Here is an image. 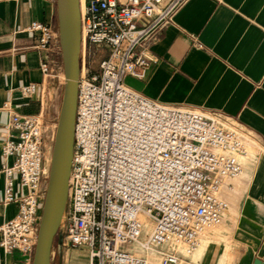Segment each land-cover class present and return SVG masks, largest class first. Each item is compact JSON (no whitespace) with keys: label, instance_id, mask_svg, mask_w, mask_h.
I'll list each match as a JSON object with an SVG mask.
<instances>
[{"label":"built area","instance_id":"obj_1","mask_svg":"<svg viewBox=\"0 0 264 264\" xmlns=\"http://www.w3.org/2000/svg\"><path fill=\"white\" fill-rule=\"evenodd\" d=\"M189 1L84 0L69 196L51 264L56 247L87 251L88 264H149L129 249L134 245L160 251L161 264H178L184 256L162 247L171 241L197 247L229 210L225 195L256 144L250 133L221 113L163 104L127 83L148 79L153 45ZM26 31L37 37L44 77L59 79V27L34 21ZM96 54L103 55L97 71ZM38 91L36 83L20 87L25 99ZM4 109L10 120L2 154L13 162L0 171L3 204H16L18 213L0 227V248L32 264L49 181L44 118L18 113L10 102ZM17 183L25 193L18 195Z\"/></svg>","mask_w":264,"mask_h":264},{"label":"crops","instance_id":"obj_2","mask_svg":"<svg viewBox=\"0 0 264 264\" xmlns=\"http://www.w3.org/2000/svg\"><path fill=\"white\" fill-rule=\"evenodd\" d=\"M34 21L59 27L56 1L0 0V171L13 162L2 154L10 120L4 105L43 115L53 91L63 95L62 74L52 81L41 71L37 37L26 31ZM152 51L148 79L129 78L130 86L163 104L221 113L246 129L258 149L239 186L225 195L230 210L224 224L209 228L202 247L190 256L182 252L179 264H264V0H190ZM30 83L39 91L25 99L20 87ZM16 188L18 195L26 192L19 183ZM4 192L0 173V227L18 213L16 204L4 206ZM53 259L88 264L89 254L58 249ZM0 264L27 263L20 253L7 255L0 248Z\"/></svg>","mask_w":264,"mask_h":264},{"label":"water","instance_id":"obj_3","mask_svg":"<svg viewBox=\"0 0 264 264\" xmlns=\"http://www.w3.org/2000/svg\"><path fill=\"white\" fill-rule=\"evenodd\" d=\"M56 5L66 81L33 264H51L67 206L74 153L82 40L80 0H56Z\"/></svg>","mask_w":264,"mask_h":264},{"label":"rangeland","instance_id":"obj_4","mask_svg":"<svg viewBox=\"0 0 264 264\" xmlns=\"http://www.w3.org/2000/svg\"><path fill=\"white\" fill-rule=\"evenodd\" d=\"M102 58H103V55L100 56L98 54H96L95 56L93 55V57L91 58L92 68L95 71L98 70V63H99L100 59H102ZM55 80H58V79H55ZM128 82L130 83V81H128ZM131 83H135V81H131ZM62 94H64V90H63ZM62 101H63V95L61 96L60 93H59L57 95V97H56V95L54 94V91H53V93L50 96V101H49L48 105L46 106V112L43 114L44 128H45L44 129L45 130L44 144H45V153H46L45 155H46V159H47V163L48 164L50 163V158H51V155H52V149H53V146H54V140H55L58 120H59V116H60V111H61L60 107H61ZM256 147H257V145L255 144V146H253V148H252V157H255V158H256V156L258 154V149ZM239 184H240V181H238L237 185L239 186ZM242 184L244 186V182ZM232 206H234L233 203L230 205V207H232ZM228 214H229V210L225 214L222 223L220 225H218V226H221V225L224 224L226 216ZM206 232L201 237L202 241H203V238H204L205 234H207ZM62 234H63V230H62V228H60L59 233H58V235H57V237L55 239V243L57 242V240L60 239ZM180 250L187 256H190V254H191V252L188 251L186 248H181ZM56 252H58L57 247H56ZM150 257L153 260V264H160L156 260L157 255H156L155 252L150 253ZM86 259L87 258H85V260ZM79 262H80V259L77 258V261H75V263H79ZM55 263H56V261H55Z\"/></svg>","mask_w":264,"mask_h":264},{"label":"bare ground","instance_id":"obj_5","mask_svg":"<svg viewBox=\"0 0 264 264\" xmlns=\"http://www.w3.org/2000/svg\"><path fill=\"white\" fill-rule=\"evenodd\" d=\"M83 5H84V0H80V9H81V8L83 9ZM62 79H63V81H66L65 73L62 74ZM52 151H53V149H52ZM253 159H254V157H252V158L250 159L249 163H251V162L253 161ZM51 160H52V155H51V158H50V163L48 164V166H47V168H46V173H47L48 175H50V164H51ZM249 163H248V165H249ZM246 170H247V168H246ZM245 173H246V172H245ZM244 175H245V174H243V176H244ZM242 178H243V177H242ZM229 210H230V209H229ZM145 221H146L147 226H148V230H147V232L149 233V232H151V230H152V226H151V223H150L147 219H146ZM201 247H202V238H201L199 244L197 245V247H195V248H193V249H191V248H189L188 246H186V245H184V244H182V243H180V242H177V241H171V242L167 243L166 245H164L162 248H163V249H167V250H171V251H173V252H176V253L182 255V251L180 250L181 248H186V249H187L188 251H190V252H196V251H198ZM129 249L132 250V251L137 252L138 254L145 255V256L147 257V259L149 260V264H151L150 253L155 252L156 255L159 256V257L161 258L160 264H161V262H162V254H161V252H160V251H157V250H155V249H150V250H148V251H145L141 245H134V246L130 247ZM33 262H34V261H33ZM179 262H180V261H179ZM179 262H178V264H179ZM32 264H33V263H32Z\"/></svg>","mask_w":264,"mask_h":264}]
</instances>
